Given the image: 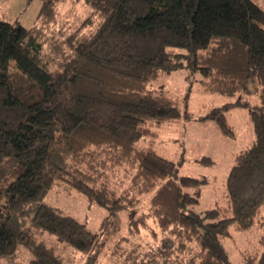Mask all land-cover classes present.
I'll return each instance as SVG.
<instances>
[{"label": "trees", "instance_id": "trees-1", "mask_svg": "<svg viewBox=\"0 0 264 264\" xmlns=\"http://www.w3.org/2000/svg\"><path fill=\"white\" fill-rule=\"evenodd\" d=\"M65 1L42 0L29 27L0 18V258L15 262L24 247L30 264H69L62 245L89 254L92 264L99 234L45 200L65 183L106 209L103 233L120 210L153 191L130 229L152 217L167 236L141 264H233L224 240L232 227L255 226L261 251L244 253L240 264H264V5L73 0L90 11L66 27L58 11ZM180 66L199 74L208 91L240 93L229 104L249 107L256 134L235 156L226 203L203 211L197 205L209 179L180 175L181 161L146 142L181 116L176 99L149 83ZM251 80L259 86L255 105L242 99ZM229 104L200 118L234 136ZM120 168L125 184L115 182Z\"/></svg>", "mask_w": 264, "mask_h": 264}, {"label": "rangeland", "instance_id": "rangeland-1", "mask_svg": "<svg viewBox=\"0 0 264 264\" xmlns=\"http://www.w3.org/2000/svg\"><path fill=\"white\" fill-rule=\"evenodd\" d=\"M258 1L264 5V0ZM41 5L42 0H0V18L29 27L36 21ZM58 11L66 20V27H69L79 24L89 14L90 8L83 1L67 0L60 2ZM169 49L185 51L179 47ZM162 87L176 99L181 116L178 120L163 124L159 135L146 142L152 143L161 155L181 161L180 175L206 176L209 179L203 186L198 210L211 208L216 202L225 204L226 178L235 156L252 145L256 138L249 107L229 104L240 93L227 95L204 89L200 75H193L187 66L162 72L149 83V88ZM242 99L250 102V105L260 103L259 86L255 80L249 82V91L242 95ZM227 104V120L235 130L234 136L223 134L215 121L200 118L212 108ZM202 157H209L212 162H202ZM116 178L115 182L119 184L120 180H124V184L127 181L121 168L117 170ZM152 192L142 195L133 207L120 210L117 223L108 226L104 233L102 222L107 214L106 209L89 203L82 193L70 189L65 183L56 184L47 193L45 200L86 222L91 231L99 234L100 244L91 253L94 256L92 264H141L145 252L154 250L167 236L152 217L147 219L146 224H139L138 229H130L131 217H137L148 210ZM260 235L261 231L256 226L244 231L231 228V235L224 243L233 264H240L246 252L261 251ZM53 239L49 237L48 242L52 243ZM58 249L69 264H86L90 260L89 254L72 247L59 245ZM31 257V252L23 247L17 261L0 258V264H30Z\"/></svg>", "mask_w": 264, "mask_h": 264}]
</instances>
